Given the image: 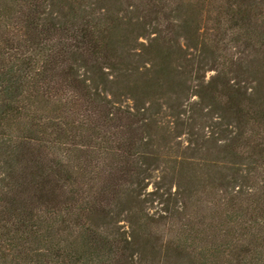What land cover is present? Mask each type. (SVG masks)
I'll use <instances>...</instances> for the list:
<instances>
[{"label": "trees", "instance_id": "trees-1", "mask_svg": "<svg viewBox=\"0 0 264 264\" xmlns=\"http://www.w3.org/2000/svg\"><path fill=\"white\" fill-rule=\"evenodd\" d=\"M263 140L264 0H0V264H264Z\"/></svg>", "mask_w": 264, "mask_h": 264}, {"label": "rangeland", "instance_id": "rangeland-1", "mask_svg": "<svg viewBox=\"0 0 264 264\" xmlns=\"http://www.w3.org/2000/svg\"><path fill=\"white\" fill-rule=\"evenodd\" d=\"M263 148H264V140H263V143L262 144H260ZM262 166H261V169H263V171H264V162H262V164H261ZM264 205V199L263 200H261V202L260 203H258V205H257V207H262ZM245 223V224H244ZM241 222L240 224H238V228L240 229V230H244V228H243V226L244 225H250L249 223H247V221L246 222ZM222 234V233H221ZM248 235L249 236H255V235H257V232H256V230H254V229H251L250 230V232H248ZM223 234L222 235H220L219 236V238H223ZM264 237V236H263ZM263 242H264V240H263Z\"/></svg>", "mask_w": 264, "mask_h": 264}]
</instances>
